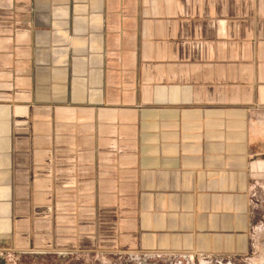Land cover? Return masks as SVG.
<instances>
[{
  "label": "crops",
  "instance_id": "0c3cea01",
  "mask_svg": "<svg viewBox=\"0 0 264 264\" xmlns=\"http://www.w3.org/2000/svg\"><path fill=\"white\" fill-rule=\"evenodd\" d=\"M263 176L264 0H0V247L244 258Z\"/></svg>",
  "mask_w": 264,
  "mask_h": 264
},
{
  "label": "rangeland",
  "instance_id": "374dc122",
  "mask_svg": "<svg viewBox=\"0 0 264 264\" xmlns=\"http://www.w3.org/2000/svg\"><path fill=\"white\" fill-rule=\"evenodd\" d=\"M263 194L258 197L263 211L258 229L254 232L256 247L244 258H173L168 253L127 252L106 254L100 252L68 253L43 250L15 251L0 247V264H264V176ZM2 238H0V241ZM2 242V241H1ZM0 242V245L3 243Z\"/></svg>",
  "mask_w": 264,
  "mask_h": 264
}]
</instances>
